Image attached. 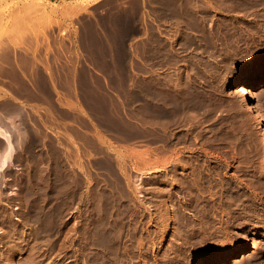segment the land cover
<instances>
[{
    "label": "rangeland",
    "instance_id": "rangeland-1",
    "mask_svg": "<svg viewBox=\"0 0 264 264\" xmlns=\"http://www.w3.org/2000/svg\"><path fill=\"white\" fill-rule=\"evenodd\" d=\"M0 45V118L18 107L26 131L0 185L12 264H118L99 235L82 243L100 189L120 198L124 264H202L246 243L226 264H264V133L233 89L264 68V0H0ZM250 93L264 115V82ZM58 150L73 185L59 222Z\"/></svg>",
    "mask_w": 264,
    "mask_h": 264
},
{
    "label": "bare ground",
    "instance_id": "bare-ground-1",
    "mask_svg": "<svg viewBox=\"0 0 264 264\" xmlns=\"http://www.w3.org/2000/svg\"><path fill=\"white\" fill-rule=\"evenodd\" d=\"M1 46V45H0ZM1 49V48H0ZM9 50V49H8ZM1 51V50H0ZM4 52V48L2 49V51L0 52L1 53V57H0V75L1 77L2 76H7V66L10 65L11 61L7 60L8 58L5 57V54H3ZM8 52V51H5V53ZM20 53V52H19ZM7 54V53H6ZM13 55V54H12ZM15 55V54H14ZM21 56V55H20ZM18 57V56H17ZM11 59V58H10ZM15 60V59H13ZM17 60V59H16ZM18 61V60H17ZM15 61L14 64V67H18L19 65V62ZM12 65V64H11ZM10 65V66H11ZM20 68V66H19ZM18 70V69H17ZM16 74L18 75L19 74V70L18 72H16ZM4 80V79H3ZM5 81V80H4ZM264 82V68L261 69L260 71L250 75L247 77L246 80H244L243 78L235 81V87L233 89H236V88H241V96L243 98V100L247 103L248 107L252 110V116L258 120V122L262 125V132L264 133V115L263 113L261 112V110L258 108V106L252 101V98H251V93H250V89L254 88L255 86L261 84ZM4 86V85H3ZM3 88V87H2ZM1 89V88H0ZM5 91V90H3ZM6 93V92H5ZM3 93V94H5ZM2 97V95H1ZM4 100V99H3ZM7 104V103H6ZM5 107V106H4ZM6 108V107H5ZM1 110V109H0ZM4 112H3V115L2 116H5V120H2L4 119V117L0 118V135L4 138L3 140L5 141L4 144H1L0 146V166L2 165H6V167H4V172L0 173V185H1V180L3 179V174L5 173V170L8 169V167L11 165L12 162L15 161V155H16V152H18V147L20 146L22 140H23V137H24V133L26 132H23L25 129L22 130V127H24L22 125V118L21 116L23 114H21V110L16 107L15 110H12L11 109H3ZM1 112V111H0ZM2 114V113H0ZM5 114V115H4ZM14 114H16L15 117H17V120H18V123H15V119L13 120L11 116H14ZM27 135V134H26ZM60 138V137H59ZM65 140V139H64ZM58 141V140H57ZM67 142V141H66ZM64 143V142H63ZM46 143H44L43 146H45ZM59 145H61V142L59 143ZM66 145V143H65ZM264 146V145H263ZM62 147V146H61ZM57 148V147H56ZM60 149V148H59ZM77 149V148H75ZM70 151V150H69ZM76 151V150H75ZM73 151V152H75ZM72 152V151H71ZM83 152V151H82ZM105 153V152H104ZM70 154V153H69ZM75 154V153H74ZM141 154V153H139ZM137 154V155H139ZM154 154V153H153ZM58 157L56 158L57 161H55L56 163V167H55V174H54V180H53V175H52V179H51V186H52V190L51 193L53 195L52 197V200L54 201V208L56 210V213L54 216H56L58 219V222L61 218H63L64 216V213L66 211V207L71 203L70 201V198H71V195L73 193V185L71 184V181H70V177H71V166H70V163H69V157L71 156H67L65 155V152H61L60 150H58ZM73 155V154H72ZM108 155V154H106ZM105 155V156H106ZM145 155V154H144ZM147 155V154H146ZM152 155V154H151ZM56 157V156H55ZM104 157V156H103ZM109 157V156H107ZM134 157V156H133ZM82 158V157H81ZM137 158V157H136ZM145 158V157H144ZM152 158V157H151ZM73 159V158H71ZM85 159V158H84ZM118 159V157H117ZM146 159V158H145ZM144 159V161H145ZM149 159V157H148ZM153 159V158H152ZM155 159V158H154ZM77 160V159H76ZM112 160V158H111ZM160 160V159H159ZM45 161V160H44ZM142 163V161H140L142 164H145L146 162L148 163L149 161L146 160V162ZM74 162V161H73ZM120 162V161H119ZM151 162V161H150ZM158 162V161H157ZM146 163V164H147ZM156 164V162H153V164ZM107 164V163H106ZM112 164V163H110ZM124 164V163H123ZM138 164V163H137ZM151 163H149V165H153ZM85 165V164H84ZM120 165V164H119ZM148 165V164H147ZM146 165V166H147ZM148 165V166H149ZM157 165V164H156ZM108 166V165H107ZM147 166V167H148ZM163 166V164L161 165ZM87 167V166H85ZM113 168V167H112ZM152 168V167H151ZM157 167H154L153 169H155ZM163 168V167H162ZM115 169V168H114ZM125 169V168H124ZM151 169V170H153ZM106 170V169H105ZM117 170V169H116ZM156 170V169H155ZM159 171V170H158ZM117 172V171H116ZM128 172V171H127ZM54 173V172H53ZM78 173V172H77ZM111 174V173H110ZM74 176V175H73ZM72 176V177H73ZM84 176V175H83ZM173 176V175H172ZM81 177V175H80ZM116 177V176H115ZM158 177V176H157ZM5 178V177H4ZM42 178V177H41ZM47 178V177H46ZM49 178V177H48ZM76 178V177H75ZM140 178V177H139ZM184 178V177H183ZM108 179V178H107ZM142 179V178H141ZM141 179L137 180V181H141ZM165 179V178H164ZM85 180V179H83ZM145 180V179H144ZM185 180V179H184ZM4 181V180H3ZM47 181V180H46ZM78 181V180H77ZM48 182V181H47ZM79 182V181H78ZM131 182V181H130ZM133 182V181H132ZM46 184V182H44ZM100 183V182H99ZM115 183V182H114ZM119 184V186L121 187L120 183L121 181H118L117 182ZM143 183V181H142ZM142 183L138 182L139 185H141ZM74 184V183H73ZM81 184V183H80ZM41 185V184H40ZM127 185V184H126ZM131 185V183H130ZM138 185V186H139ZM2 186V185H1ZM7 186V185H6ZM49 186V185H48ZM115 186V185H114ZM113 186V187H114ZM118 186V185H117ZM116 186V187H117ZM137 186V187H138ZM142 186V185H141ZM5 187V186H4ZM136 187V186H135ZM145 187V186H144ZM2 188V187H1ZM45 188V186H44ZM91 188V187H90ZM122 188V187H121ZM120 188V189H121ZM125 188V187H124ZM156 188V187H155ZM41 189V188H40ZM76 189V188H75ZM42 190V189H41ZM40 190V191H41ZM44 190H47L46 188ZM91 190V189H90ZM118 190V189H117ZM100 193H99V196H100V201H101V208H100V211L98 213H95V212H91V214L93 216H96L98 215L99 218L97 220H99V227H97L94 223L97 221V220H94L95 218H93V222H90L88 220V222L86 223V227L84 228V231L86 233V240L85 242H82L85 244V248H88L90 245V243L88 242V238L89 236H91V234H97L99 235L100 237V241H98L97 244L93 245L92 247H94L95 249H100L99 251L101 252V256L104 258H106L107 256H114L115 258L118 259V264H124V260L125 257H124V243L125 241H123V239H125V234H124V225L126 224V219L120 214L119 212V200L120 198H118L116 195L114 194H108L105 190L103 191L102 189L99 190ZM112 191V190H111ZM110 191V192H111ZM1 192V191H0ZM47 192V191H45ZM44 192V193H45ZM50 192V191H49ZM109 192V191H108ZM115 192V191H113ZM112 192V193H113ZM140 192V191H138ZM44 193H43V196H44ZM123 193V192H122ZM130 193V192H129ZM2 194V193H1ZM3 195V194H2ZM50 195V194H49ZM95 195V194H94ZM118 195V194H117ZM120 195L121 194V191H120ZM142 195V194H141ZM5 196V195H4ZM36 196V195H35ZM48 196V192H47V195L40 198L41 201L44 200H47ZM124 196V195H123ZM126 196V195H125ZM132 196V195H131ZM2 197V196H0ZM39 197V195H38ZM73 197V196H72ZM130 197V196H129ZM49 198V197H48ZM74 198V197H73ZM72 198V199H73ZM2 199V198H1ZM98 199V198H97ZM119 199V200H118ZM49 200V199H48ZM47 200V201H48ZM76 200V199H75ZM128 200V199H127ZM11 201V200H10ZM136 202V201H135ZM41 203V202H40ZM138 204V203H136ZM43 205V204H41ZM128 205V204H127ZM9 206V205H8ZM40 206V205H39ZM46 206V205H45ZM49 204H48V209L46 208V210H49ZM52 206V207H53ZM99 206V204H98ZM129 206V205H128ZM86 207V206H85ZM134 207V206H133ZM8 208V207H7ZM121 208V207H120ZM129 208V207H128ZM11 209V208H10ZM45 208H43L42 206V210L41 211H45L44 210ZM51 209V208H50ZM122 209V208H121ZM40 210L38 212H40ZM54 210V209H53ZM134 210V209H133ZM12 211V210H11ZM50 211V210H49ZM87 211V210H85ZM52 212V211H51ZM48 213V211H47ZM54 213V211L52 212ZM43 214V212H42ZM49 215H52L50 213H48ZM90 214V215H91ZM10 215V212H8V210L5 209V206L2 207L0 209V216H2L3 218L7 217ZM124 215V213H123ZM40 216V215H39ZM45 216V215H43ZM42 216V217H43ZM12 217V216H11ZM41 217V219H42ZM48 217V216H47ZM46 218V217H45ZM44 218V219H45ZM48 219L51 220V216L50 218L48 217ZM55 219V218H54ZM53 219V220H54ZM87 219V218H86ZM84 218V222L86 220ZM6 219H2L0 220V222H5ZM11 221V220H9ZM44 221V220H43ZM52 221V220H51ZM128 221V220H127ZM46 222V220L44 221ZM56 222V221H54ZM57 222V223H58ZM8 223V222H7ZM56 223V224H57ZM83 223V222H82ZM44 224V223H42ZM52 224H55L52 222ZM2 225V224H1ZM4 225V224H3ZM84 225V224H82ZM17 226V225H16ZM6 227V226H5ZM19 227V226H18ZM63 227V226H62ZM61 227V228H62ZM97 227V228H96ZM45 228V226H44ZM0 229H3L2 227ZM16 229V228H15ZM14 229V230H15ZM60 229V227H59ZM132 229V228H131ZM6 230V229H5ZM17 230V229H16ZM15 230V231H16ZM22 229L17 230L16 234H18V236H22V232H21ZM61 230V229H60ZM2 231V230H1ZM8 232V230H6ZM24 231V230H23ZM59 231V230H58ZM47 232V231H46ZM63 232V231H62ZM9 233V232H8ZM7 233V234H8ZM15 233V232H14ZM45 233V232H44ZM84 233V234H85ZM61 234V232H60ZM5 235V233H4ZM96 235V236H97ZM17 236V235H16ZM23 237V236H22ZM3 238V237H2ZM9 238V237H8ZM1 239V238H0ZM10 239V238H9ZM99 239V238H98ZM8 240V239H7ZM6 240V241H7ZM2 241V240H1ZM10 241V240H9ZM91 241V240H90ZM97 241V239H96ZM1 243H4V242H1ZM6 244H9V242H5ZM96 243V242H95ZM12 244V243H11ZM10 244V246H11ZM79 244V243H78ZM13 245V244H12ZM6 246V245H5ZM8 246V247H10ZM14 246V245H13ZM77 246V245H76ZM15 247H18V246H15ZM14 247V248H15ZM127 247H128V244H127ZM4 248V247H3ZM130 248V247H129ZM5 249V248H4ZM128 249V248H127ZM252 249V245L249 244V243H246L245 245L237 248L236 251H234V253H232V256H224V257H215V258H212V259H209L207 261H205L204 263L202 264H226L227 262L230 261L231 258H234V257H237V256H240L241 254H244L248 251H250ZM17 250V249H16ZM19 250H20V247H19ZM18 251V250H17ZM3 252V251H2ZM16 252V251H14ZM99 252V253H100ZM5 253V252H4ZM4 253H1L0 251V264H12L11 263V257L7 256L6 254ZM19 253V252H18ZM85 253V252H84ZM9 255V254H8ZM86 256V255H85ZM127 256V255H125ZM11 258V259H10ZM93 258V257H92ZM96 260V259H95ZM104 261V260H103ZM135 261V260H134ZM102 262V261H101ZM14 263V262H13ZM20 263V261H19ZM116 263V262H115ZM16 264L17 261H16ZM102 264H107L106 263H102Z\"/></svg>",
    "mask_w": 264,
    "mask_h": 264
},
{
    "label": "clouds",
    "instance_id": "clouds-1",
    "mask_svg": "<svg viewBox=\"0 0 264 264\" xmlns=\"http://www.w3.org/2000/svg\"><path fill=\"white\" fill-rule=\"evenodd\" d=\"M4 167H6V165H2V166H0V173H2V172H3V170H4Z\"/></svg>",
    "mask_w": 264,
    "mask_h": 264
}]
</instances>
